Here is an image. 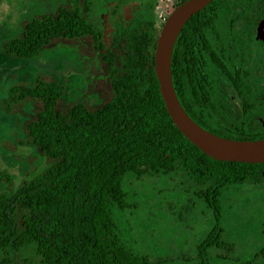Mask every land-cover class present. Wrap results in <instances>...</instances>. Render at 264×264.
Masks as SVG:
<instances>
[{
    "label": "trees",
    "instance_id": "1",
    "mask_svg": "<svg viewBox=\"0 0 264 264\" xmlns=\"http://www.w3.org/2000/svg\"><path fill=\"white\" fill-rule=\"evenodd\" d=\"M210 11L211 5L196 14L176 43L172 77L178 96L184 93L187 46L202 38ZM46 23H30L25 38L10 40L7 48L19 58H37L57 39L34 38L41 36ZM146 47L145 38H129L119 65L105 56L113 97L95 110L78 103L67 114L59 112L65 90L57 82L43 80L10 90L6 106L28 99L41 102L42 110L28 123L27 133L53 164L15 193L0 195V255L34 249L38 264H158L139 254L116 222L117 213L130 209L126 176L180 173L189 177L200 189L198 195L215 210L217 223L221 197L228 188L264 184V164L220 162L185 138L169 116L155 73L154 52ZM153 48L156 51L155 43ZM216 247L235 252L233 245L222 241L219 225L198 248L202 264H209L208 251Z\"/></svg>",
    "mask_w": 264,
    "mask_h": 264
},
{
    "label": "rangeland",
    "instance_id": "2",
    "mask_svg": "<svg viewBox=\"0 0 264 264\" xmlns=\"http://www.w3.org/2000/svg\"><path fill=\"white\" fill-rule=\"evenodd\" d=\"M5 1L17 11L26 5V0ZM219 4L216 9L221 16L214 19L210 14L207 34L209 38H232L233 0ZM7 11L4 2L0 3V195L15 193L53 164L32 144L27 133L28 123L42 110L41 102L28 99L19 105L6 106L12 88L33 87L43 80L57 82L65 90L57 107L62 114L78 103L95 110L113 97V89L106 83L104 74L99 73L98 67L78 59L68 42H51L34 59L6 56L7 43L15 34L6 20ZM172 12V2L161 0L157 13L161 23ZM200 114L206 118L218 116L214 97L204 103ZM211 125V131L218 132ZM124 190L130 209L117 213L116 222L139 254L150 256L158 264H202L198 248L219 225L222 241L233 245L235 252L231 255L227 250L212 248L208 251L209 264H264V184L246 183L228 188L221 197L219 223L215 210L198 195L197 184L180 173L142 178L128 175ZM228 254L232 260L224 259ZM39 261L34 249L0 255V264H38Z\"/></svg>",
    "mask_w": 264,
    "mask_h": 264
},
{
    "label": "flooded vegetation",
    "instance_id": "3",
    "mask_svg": "<svg viewBox=\"0 0 264 264\" xmlns=\"http://www.w3.org/2000/svg\"><path fill=\"white\" fill-rule=\"evenodd\" d=\"M170 1L173 12L185 3ZM219 1L211 4L214 19L221 16L217 12ZM2 2L9 14L6 20L15 32L10 40L25 38L30 23L48 21L41 36L34 38L70 43L78 59L98 67L111 87L105 56L108 54L119 65L129 38H145L147 50L155 55L153 45L157 47L161 30L171 16L161 23L157 14L161 0H26L21 11ZM207 25L205 21L202 38L187 46L184 93L177 96L188 115L204 129L213 130V124L225 138L263 139L264 0H233L232 38H209ZM14 55L12 48L6 47V56L24 60ZM211 97L216 101L218 116L206 118L200 112Z\"/></svg>",
    "mask_w": 264,
    "mask_h": 264
},
{
    "label": "water",
    "instance_id": "4",
    "mask_svg": "<svg viewBox=\"0 0 264 264\" xmlns=\"http://www.w3.org/2000/svg\"><path fill=\"white\" fill-rule=\"evenodd\" d=\"M215 0H188L165 22L154 55L160 92L172 121L193 145L220 162L264 164V139L239 141L217 136L201 127L182 106L172 77V58L178 38L187 23Z\"/></svg>",
    "mask_w": 264,
    "mask_h": 264
}]
</instances>
